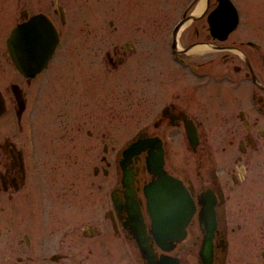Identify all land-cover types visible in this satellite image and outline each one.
I'll list each match as a JSON object with an SVG mask.
<instances>
[{"label": "flooded vegetation", "instance_id": "flooded-vegetation-1", "mask_svg": "<svg viewBox=\"0 0 264 264\" xmlns=\"http://www.w3.org/2000/svg\"><path fill=\"white\" fill-rule=\"evenodd\" d=\"M146 1L132 0L141 12L132 32L145 49L150 38L163 36L171 61L188 76H173V89L164 78L158 81L162 90L141 127L117 146L112 137L104 142L95 158L104 166L92 168L94 176L112 168L103 218L93 214L101 184L93 190L91 179L85 198L93 218L74 222L66 213V172L57 170L67 162V150L51 155L56 149L49 146L56 171L45 180L36 116L51 99L42 85L55 55L63 47L83 46V35H110L97 26L99 0H0V264H96L102 258L112 264H264V219L235 218L230 208L238 210L247 195L239 187L246 179L245 158L254 150L264 160V17H246L238 0H231L236 12L228 4L216 10L220 0H162L174 3V10L150 13L143 9ZM87 13L93 27L84 26ZM103 14L112 33V11ZM33 17L50 26L56 41L42 68L26 75L13 63L8 41ZM243 24L251 29L244 31ZM20 40L19 35L16 46H26ZM135 45L130 38L109 43L103 58L109 71ZM63 115L65 124L68 114ZM218 140L221 154L213 149ZM138 142L141 149L131 147ZM182 146L187 158L180 156ZM157 148L162 168L180 180L193 203L183 227L174 222L176 228L166 233L159 227L172 223L153 222L148 211ZM74 182H80L78 173ZM263 201L264 195L257 197L250 207L256 212ZM134 203L142 222L133 219Z\"/></svg>", "mask_w": 264, "mask_h": 264}, {"label": "rangeland", "instance_id": "rangeland-1", "mask_svg": "<svg viewBox=\"0 0 264 264\" xmlns=\"http://www.w3.org/2000/svg\"><path fill=\"white\" fill-rule=\"evenodd\" d=\"M237 3L246 17L252 18L257 15L264 17V0H238ZM99 9L101 18L97 26L103 27L101 33L107 32L110 35L102 34L101 37L105 36V38L83 35V41H81L84 43L83 46L68 49L63 47L55 55L42 85L46 86V93L51 99L46 105H41L36 116V128L39 129L37 137L42 144L40 166L45 180L53 176V172L56 171L54 161H51L47 155L49 146L54 145L53 148L56 149V151H51V155L62 156L67 150V162L61 161L57 170L66 172L69 193L66 213L67 218L74 222L93 218L92 203L85 198V192L92 189V186H89L91 179L95 182L93 190H97L96 183L101 184V202L96 207L94 205L96 212L93 209V214L99 216L100 219L103 218V211L107 206L106 191L110 175L112 176V168L108 175H103L99 170L95 176L92 168L96 164L104 166L95 159L97 155L103 153L104 142L112 137V143L114 141V146H117L141 127L151 114L157 94L160 95L162 90L160 89L162 84H158V81L164 78L163 80L169 85L167 87L173 89V76L182 75V80L188 76L184 70H177V65L171 61L163 36L162 38H150L147 49L140 45V36L132 32L134 30L133 20L140 12L138 3L132 0H99ZM143 9H146L148 13L169 11L174 10V3L147 0ZM105 11H112V33L108 32L110 30L107 25L109 16L103 14ZM84 21L85 27L94 26L90 13L85 15ZM242 27L244 31L251 29V26L244 24ZM94 37H96L95 40ZM73 38L72 42L77 43V36L74 35ZM127 38L133 39L136 43L134 50L129 51L128 49L123 62L109 71L103 59L105 50L109 43H121ZM93 43L96 44L95 47ZM147 78L149 82L144 85ZM76 99L80 104L76 103ZM44 107H47L45 112L42 111ZM64 112L68 114L66 123L68 121L69 127L65 126L66 123L64 124L66 119ZM76 124L81 130L76 129ZM65 138L67 139L66 144L63 141ZM219 145H221L220 140L213 142V149H217L215 152L221 154ZM180 151L181 158L189 156L184 146ZM246 158L244 161L247 169L246 179L239 187L247 195L238 210L234 205L230 208H235L232 213L233 217L255 222L256 219H264V201L262 207L256 212L250 207L257 197L261 198L264 195V160L254 150L250 152L249 158ZM77 173L80 178L79 184L72 183ZM83 193L84 197L77 205L76 198L80 199ZM94 262L91 259L85 261L86 264ZM237 262L243 263L241 260ZM96 264H112V261L102 258L97 260Z\"/></svg>", "mask_w": 264, "mask_h": 264}, {"label": "water", "instance_id": "water-1", "mask_svg": "<svg viewBox=\"0 0 264 264\" xmlns=\"http://www.w3.org/2000/svg\"><path fill=\"white\" fill-rule=\"evenodd\" d=\"M222 4L223 2L219 4V7ZM50 29L48 24L33 17L29 23L19 25L12 31L8 41L10 55L16 68L24 74L35 73L46 63L56 41ZM19 35L20 41L26 46H16ZM33 57L37 59L35 63L31 61ZM155 154L159 159L155 161V168L152 170L158 178L150 186L149 208L152 217L158 222L184 224L191 214V202L180 182L164 172L160 159L161 152L157 151ZM136 217L139 219V214ZM167 229L171 228L168 226L160 228L162 231Z\"/></svg>", "mask_w": 264, "mask_h": 264}]
</instances>
